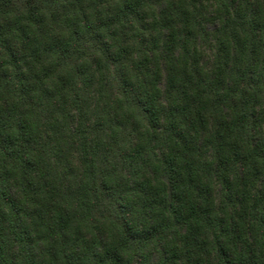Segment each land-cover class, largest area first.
<instances>
[{"label":"trees","instance_id":"obj_1","mask_svg":"<svg viewBox=\"0 0 264 264\" xmlns=\"http://www.w3.org/2000/svg\"><path fill=\"white\" fill-rule=\"evenodd\" d=\"M0 264H264V0H0Z\"/></svg>","mask_w":264,"mask_h":264}]
</instances>
